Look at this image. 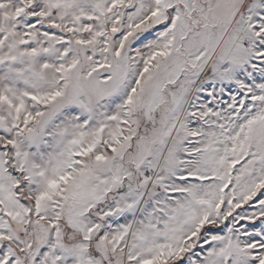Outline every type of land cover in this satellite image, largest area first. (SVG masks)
Listing matches in <instances>:
<instances>
[{
    "label": "snow or ice",
    "instance_id": "6c2138e0",
    "mask_svg": "<svg viewBox=\"0 0 264 264\" xmlns=\"http://www.w3.org/2000/svg\"><path fill=\"white\" fill-rule=\"evenodd\" d=\"M0 264H264V0H0Z\"/></svg>",
    "mask_w": 264,
    "mask_h": 264
}]
</instances>
